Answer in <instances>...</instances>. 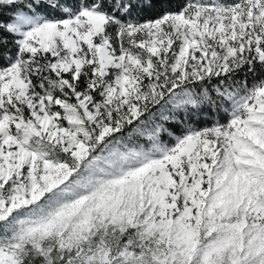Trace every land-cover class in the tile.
Wrapping results in <instances>:
<instances>
[{"label":"snow or ice","instance_id":"snow-or-ice-1","mask_svg":"<svg viewBox=\"0 0 264 264\" xmlns=\"http://www.w3.org/2000/svg\"><path fill=\"white\" fill-rule=\"evenodd\" d=\"M0 264H264V0H0Z\"/></svg>","mask_w":264,"mask_h":264}]
</instances>
